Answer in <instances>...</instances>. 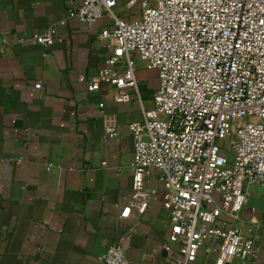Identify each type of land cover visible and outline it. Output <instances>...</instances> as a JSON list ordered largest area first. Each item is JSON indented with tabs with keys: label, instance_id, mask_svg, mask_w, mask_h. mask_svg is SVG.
<instances>
[{
	"label": "crops",
	"instance_id": "crops-1",
	"mask_svg": "<svg viewBox=\"0 0 264 264\" xmlns=\"http://www.w3.org/2000/svg\"><path fill=\"white\" fill-rule=\"evenodd\" d=\"M79 2L0 0V264H103L100 257L122 235L128 264H178L177 246L163 248L169 220L157 170L145 179L156 197L148 209L118 217L132 185L127 125L152 107L156 85L144 81L141 102L128 103H114L109 86L87 90L104 66L108 50L98 35L111 21L72 18L58 26ZM56 26L52 45L35 41ZM107 126L117 129L116 139L105 136ZM246 192L238 217L225 222L253 240L254 253L230 264H264V187ZM205 247L194 264H214L216 251Z\"/></svg>",
	"mask_w": 264,
	"mask_h": 264
},
{
	"label": "built area",
	"instance_id": "built-area-1",
	"mask_svg": "<svg viewBox=\"0 0 264 264\" xmlns=\"http://www.w3.org/2000/svg\"><path fill=\"white\" fill-rule=\"evenodd\" d=\"M136 3L137 17L117 15ZM103 16L111 22L98 39L108 53L87 90L109 86L114 103L141 102L131 55L157 71L152 107L127 125L132 185L118 217L148 209L156 197L145 179L157 170L169 220L164 250L175 244L178 264H194L208 241L219 240L216 249L204 248L216 251L214 264L246 260L253 240L225 221L238 217L246 186L264 187V0H80L58 26ZM56 38L57 26L34 35L43 46ZM117 135L105 128L107 138ZM124 240L107 248L103 264H128Z\"/></svg>",
	"mask_w": 264,
	"mask_h": 264
},
{
	"label": "rangeland",
	"instance_id": "rangeland-1",
	"mask_svg": "<svg viewBox=\"0 0 264 264\" xmlns=\"http://www.w3.org/2000/svg\"><path fill=\"white\" fill-rule=\"evenodd\" d=\"M122 1L125 2V0H122ZM128 13H130L133 17H137L139 13V3H136L129 12H126L123 15L117 13V15L122 17L123 19H127L123 16L127 15ZM131 56H132L133 63H134L135 75L138 76V80L141 81V83H139L140 89L142 88V83L144 81L146 83H154V85L157 86V71L155 69L146 68L144 64L134 56V54H132Z\"/></svg>",
	"mask_w": 264,
	"mask_h": 264
}]
</instances>
